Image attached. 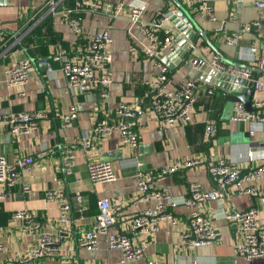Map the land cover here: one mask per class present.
<instances>
[{
  "label": "crops",
  "instance_id": "crops-1",
  "mask_svg": "<svg viewBox=\"0 0 264 264\" xmlns=\"http://www.w3.org/2000/svg\"><path fill=\"white\" fill-rule=\"evenodd\" d=\"M45 1L0 0V114L37 110L46 113L36 129L19 136H12L7 128L0 127V155L9 160L29 155L36 161L30 169L21 170L15 186L0 189V242L4 245V250L0 252V264L12 263L16 251L23 252L35 242L36 234L27 233L25 223L10 218L12 212L19 209L34 215L40 223V232L60 237L56 255L40 257L26 264H148L149 260L161 264H264V255L247 260L239 254L237 245L241 243L242 235L233 221L223 217L224 211L255 206L258 208V220L264 224V178L252 183L259 196L240 194L229 185L221 199L207 200L200 205L201 211L220 235L218 243L178 251L181 234L188 228L190 213V209L179 202L169 207L176 222L159 221L157 228L149 234H141L130 223L134 215L153 205L152 200H132L137 182L135 160L141 161V169L152 175L150 190L166 188L178 200L187 195L191 183H198L205 190L213 188L209 167L217 156L234 162L242 172L255 167L264 158V124L250 134L251 125L248 122L230 118L233 102L224 103L223 93L216 87L212 94H206V90L214 85L198 79L192 121L164 126L150 104V83L158 69L154 61L145 56L144 33L128 20L129 6H122L117 15L92 11L78 13L83 30L79 36L72 32L69 17L64 12L65 7L74 5L75 0H62L53 13L47 10ZM100 1L110 4L112 13L119 9V0ZM179 1L197 27L206 32L226 57L253 64L250 47H256L255 56L263 53L264 8L256 6V0H207L215 13V20L200 17L195 0ZM129 3L145 5L146 21L154 19L157 12L167 6L168 9L176 8L168 0H129ZM254 20L259 22L257 26L249 30L244 28ZM169 26L177 36L178 29L171 22ZM35 27L40 29L39 36L37 41L28 44L31 55H27L26 47L21 44ZM102 29H107L112 37V61L108 65L112 82L106 88L96 87L90 92L68 88L60 62L53 60L52 55L63 48L75 61H82L85 44ZM232 34L236 35L235 42L227 44L226 39ZM199 38L196 41L201 50L212 51ZM169 53L174 55L168 58L174 66L170 74L175 86H178L191 76L188 59L184 64H177L174 61L178 58L177 53L171 50L166 53L167 57ZM29 56L35 60L46 59V68L43 70L38 63H31L32 70L25 83L7 84L4 68L24 58L29 59ZM198 69L202 74L208 71L203 67ZM259 73V68L252 71L253 76ZM102 90L107 95L100 102L99 93ZM255 99H264V90L254 92L252 101V111L260 115L263 110L254 106ZM120 102H127L136 109L134 122L138 145L134 150L126 148L117 128L107 135L93 132L98 120L117 123L115 109ZM72 106L77 110L76 118L64 124L62 115ZM207 122L213 123L217 129L216 134L208 139L205 138ZM82 137L89 138L90 147H81ZM69 151L73 152L75 160L71 174H67L62 167V158ZM191 159L200 162L156 175L176 160L185 162ZM96 160L112 162L114 180L97 184L90 181L87 166ZM23 185L29 187L28 191L23 189ZM56 188H61L72 204L69 221L65 223L59 221L58 202L45 194L46 190ZM99 197L129 199L116 214L109 233L124 232L143 244V257L122 262L121 251L108 248L104 236L99 238L95 249L78 245L82 233L94 223Z\"/></svg>",
  "mask_w": 264,
  "mask_h": 264
},
{
  "label": "built area",
  "instance_id": "built-area-1",
  "mask_svg": "<svg viewBox=\"0 0 264 264\" xmlns=\"http://www.w3.org/2000/svg\"><path fill=\"white\" fill-rule=\"evenodd\" d=\"M62 0H46L45 6L49 12H55L56 7ZM238 2L240 0H232ZM197 11L200 17L215 20V13L208 5L207 0H195ZM129 6L128 20L132 25L141 29L145 36L144 53L145 56L154 61L158 72L152 82L150 104L158 118L164 126H174L178 123L192 121L194 104L197 101V88L199 80L190 76L175 86L171 77L169 67L164 62L166 53L175 47V33L169 26L170 17L176 14V8L168 6L157 12L154 19L146 21L144 18L146 8L142 3H129V0H119V9L112 13L110 4H103L100 0H75L74 5L65 7L64 12L69 17V25L76 35H82L83 30L78 13L84 11L104 12L109 15H117L122 6ZM255 5L264 8V0H256ZM172 23V22H171ZM257 20L247 24L244 28L249 30L252 26H257ZM235 34L227 37L226 42L233 44ZM112 37L107 29H102L94 33L89 38L83 49L82 61H75L63 48H59L52 55L53 60L60 62V68L66 78L67 87L79 92H90L96 87L106 88L112 82V72L108 65L112 61L111 54ZM188 49L194 56L189 55L188 64L190 68H199L200 65L215 69L217 72L226 73L231 76H242L253 83L255 92L264 90V51L255 56L256 47L251 46L252 55L251 66L259 68L258 76L252 75V70L237 67L222 62L219 56L212 51L201 50L197 41L190 42ZM32 70L31 62L28 58L13 62L4 68L5 81L9 85H22L25 83ZM206 94L214 92V86L206 90ZM20 94H23L21 92ZM99 101L106 98V91L99 93ZM100 104V103H99ZM254 106L263 110L260 115L254 111H246L241 102H233L230 118L236 121H245L251 125L249 133L253 134L264 124V99H255ZM115 114L118 117L116 124H110L105 120H98L93 126V132L99 135H107L114 128H117L126 148L134 150L138 145V132L134 122L136 109L127 102H120ZM77 115L74 106L62 115L64 124L71 123ZM46 117L45 111H20L7 115L0 114V127L7 128L12 136H19L37 128L39 121ZM217 132L213 123L207 122L205 125V138H211ZM82 148L90 147L88 137L80 139ZM198 159H191L185 162L176 160L174 163L164 167L156 175L161 176L176 171L182 167H189L199 163ZM36 164L32 156H19L9 160L5 155H0V189L12 188L18 183L21 170H28ZM75 160L73 152H67L62 158V167L67 174L73 172ZM136 171V194L132 198L136 200H152L153 205L145 208L134 215L131 219V227L137 229L141 234H149L157 228L159 221L176 222L175 215L169 207L178 202L190 209L188 215V228L181 234V243L178 251L187 247H199L220 242V235L215 231L212 221L204 215L200 205L207 200L221 199L226 194V188L231 185L240 194L259 196L254 189L253 182L264 178V158L259 163L245 172L240 171L237 164L229 162L222 156H217L209 170L213 180V188L203 189L198 183H191L186 196L175 200L166 188L150 190V180L152 175L143 171V163L135 160ZM88 176L94 184L110 182L115 179V171L111 161L96 160L87 166ZM28 191L27 185L22 186ZM46 196L56 200L59 204V221L65 223L69 221V213L72 204L64 195L61 188L46 190ZM262 199V197H259ZM126 198L108 199L99 197L96 200L97 214L92 227L82 233L78 241L80 247L95 249L99 238L104 236L108 248L121 251V261H132L143 257V244L136 242L130 235L124 232L115 234L109 233V227L114 223L115 216L123 204L128 201ZM79 204V196L76 197ZM223 217L235 223L236 229L242 235V241L237 245V250L247 260L264 255V224L258 220V208L250 206L244 210L224 211ZM11 220L21 221L27 226V233H35L36 239L33 245L23 252H15L13 262L9 264H26L34 259L44 256H54L59 251L60 237L56 234L40 232V223L30 212L19 209L12 212ZM4 250V245L0 242V252ZM148 264H161L156 260H149Z\"/></svg>",
  "mask_w": 264,
  "mask_h": 264
},
{
  "label": "water",
  "instance_id": "water-1",
  "mask_svg": "<svg viewBox=\"0 0 264 264\" xmlns=\"http://www.w3.org/2000/svg\"><path fill=\"white\" fill-rule=\"evenodd\" d=\"M170 4H173L176 7V14L170 17V21L178 29L179 34L175 38V43L178 46L174 47L172 53H177L178 58L174 59L177 64H184L190 55L188 49L189 43L195 42L198 37H200L206 45L212 50L213 53L217 54L220 60L226 64L234 65L241 68L250 69L252 71H257L258 68L251 66L246 62L234 61L226 57L209 39L206 32L197 27V23L190 16V14L183 7L182 3L179 0H168ZM168 3V4H169ZM174 56L169 53V56L165 57L163 60L166 62L168 67L173 68V63H171L168 58ZM29 59L32 64L38 63L39 68H46L47 61L46 59H34L29 56ZM204 68L208 70L206 74H202L198 68H190V75L194 78H197L202 81H207L209 84L214 85V87L219 88L224 96L225 102H241L246 111H252V101L254 95V87L251 80L246 79L242 76H231L226 73L217 72L211 67H207L206 64L200 65L199 68ZM261 71V70H260Z\"/></svg>",
  "mask_w": 264,
  "mask_h": 264
},
{
  "label": "trees",
  "instance_id": "trees-1",
  "mask_svg": "<svg viewBox=\"0 0 264 264\" xmlns=\"http://www.w3.org/2000/svg\"><path fill=\"white\" fill-rule=\"evenodd\" d=\"M39 30H40L39 27L33 28L31 31H29V33L24 37V39L22 41V44L21 45L26 47V53H27V55H31V53H29V49L27 48L28 47V44L34 42L35 40L37 41L38 36H39V32H40ZM199 41L202 42L203 45H206V43L201 38H199ZM38 47H36V50L38 49ZM38 51H39V49H38ZM41 53H44V51L43 52H40L39 54H41ZM169 71H170V73H172L174 71V69H169Z\"/></svg>",
  "mask_w": 264,
  "mask_h": 264
}]
</instances>
